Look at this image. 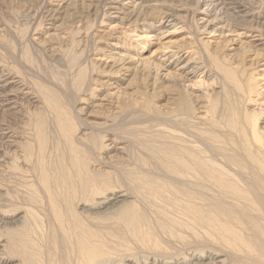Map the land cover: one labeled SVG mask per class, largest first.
I'll use <instances>...</instances> for the list:
<instances>
[{"label":"bare ground","instance_id":"obj_1","mask_svg":"<svg viewBox=\"0 0 264 264\" xmlns=\"http://www.w3.org/2000/svg\"><path fill=\"white\" fill-rule=\"evenodd\" d=\"M58 1L42 16L52 28L40 33L51 39L40 44L53 57L69 43L82 48L83 34L102 11L100 0ZM173 3L106 0L103 19L115 12L118 25L135 32L149 30L146 37H167L170 27L188 19L190 35L183 44L164 47L154 60L160 48L147 61L119 50L107 57L110 60L96 57L89 62L91 72L109 76L106 81L94 80L115 89L99 105L92 102V107L109 104V109L120 107L129 116L148 117L154 130L148 140L135 137L137 132L132 136V130L125 133L127 137L121 131L122 135L111 134L104 140L105 132H99L107 129L109 121L93 118L80 120L88 127L77 135L84 122L78 125L74 108L62 112L36 83L37 95L26 90L22 72L12 73L14 67L3 72V111L19 106L15 91L46 108L42 107L45 113L38 110L34 122L35 143L22 150L19 141L7 139L18 148L16 159L24 167L18 174L27 184L16 194L26 192L27 198L10 196L0 183V264H264V84L259 83L264 79V15L255 10L256 0ZM64 29H72L70 39L58 32ZM208 31L219 34L222 43L237 46L214 49L211 39L201 37ZM202 54L208 65L200 60ZM79 58L73 55V64H80ZM84 62L76 66L77 78L71 85L76 96L83 93L89 73ZM199 73L217 86L192 88L188 82ZM132 93H140L141 102L132 103ZM253 98L260 102L251 108ZM159 100L167 107L161 108ZM80 109L84 111L79 107V113ZM85 110L91 116V109ZM5 123L9 122H0ZM48 123L56 127L62 148L55 144L49 151ZM5 127L0 125V136L13 138ZM134 137L144 158L127 154L129 146H137L133 140L130 145ZM102 149L107 153L96 155ZM7 163L1 166L8 168Z\"/></svg>","mask_w":264,"mask_h":264},{"label":"rangeland","instance_id":"obj_2","mask_svg":"<svg viewBox=\"0 0 264 264\" xmlns=\"http://www.w3.org/2000/svg\"><path fill=\"white\" fill-rule=\"evenodd\" d=\"M36 1H37V3H36ZM195 1H197V0H173V2H174L173 4L182 5V6L186 5L187 6L190 4H194ZM9 2H10V4H9ZM58 2H59L58 0H33L31 2L32 3L31 4L27 0L26 3H30V4H27L28 5L27 6L26 4L21 5L20 3L14 2V0H7L6 3L2 2L3 4L2 5L0 4V27L2 26L0 28V77L2 76L4 71L6 72V70L11 71L13 69L14 70L16 69L14 72L12 71V73H14V74H16L15 72H18V73L22 72L20 74V76L21 77H22V75L24 76V79H25L24 82H26V86L28 87V88H26V90H31V91H33L34 94L36 93V95H37L38 92H37V90H35L36 86L34 85L36 83L51 98H54L56 100V105L58 106V108L62 112L65 113L66 111L71 110V108H74V113L78 114V118H79L77 120L78 125L85 121V120L80 121L82 119H87V121H88V119H89V121H91L92 120L91 118L102 119V120L107 119L106 121L107 122L109 121L108 122L109 125H108L107 129L103 132H99L102 134H104V132H105L106 136L104 135L105 136L104 140H106L108 137H111V134L122 135L121 133H123V132H124L123 133L124 135H122V136L127 137V135L130 133L129 131H131V130H132L131 131L132 136L134 134H136V132H137V134L139 136L134 135L135 137H139V139H141L140 137H144L145 140L150 139V137L153 136L152 134H154V130H153V128H151L153 123H151L152 121L149 122L148 117L141 116L144 119V120L143 119L141 120L140 116H136V115L133 116L132 115L133 116L132 117V116H129V114L128 115L125 114V111H122V109H120V107L115 109L114 108L115 106H114L113 108L110 107V109H109V104L106 106H103L101 108L96 106V105H99L101 103L100 99H103L102 97L108 96L109 93L114 92L115 89L113 88V86L110 87L107 85L108 86L107 87L104 84L100 85L99 82H98L99 83L98 84L97 81H95V80H98V81L105 80L106 81L107 78L109 79V76L108 77L104 76V75L102 76L99 73L91 72V70H93V69L91 66L92 63L89 64L90 58H96L97 57L99 59L106 60L107 57L114 55V53L119 51V50L120 51L122 50L125 52H129L133 55H136V57H138L139 59H142L143 61H147L149 59V57L153 54V52L160 48V51L155 53V56L153 57V60H154V59H156L157 54L159 56L164 52V50L166 48L165 49H163V48L166 47L167 45L172 46V45L183 44L188 39L187 37L190 35L188 32H190V28H191L190 23H188L189 19L185 22V24H184L185 26L182 24H180V25L178 24L175 27H170L169 28L170 33H168L170 35H167V37L159 36L158 38H160V39L146 37L148 34L151 33L149 30L148 31H136L135 32V31H133L134 30L133 27L118 25L117 24L118 19H117V17H115L117 13H115V12L112 14V16L103 19L102 15L104 12L103 10L105 8L104 5L106 3V0H100L99 11L102 10L101 11L102 13L98 12L99 14H98L97 18H95L97 23H96V21L94 22V24L92 23L93 26L91 24L89 26V28L86 29L85 33L83 34V36L86 37L84 46L82 48H80L79 45H73L72 47H70L71 45L69 43L68 47H64L66 49V51H65V49H61L60 53H62L63 50H64V52L60 55H58L56 53V55L53 57V56H49V54L46 53V51L42 47L43 45L40 44L44 41H45V43H48V40L49 41L51 40L50 38H48L49 37L48 35H45V34L41 35V34L44 33L46 30H49L50 28H52L49 24L50 21L46 20L47 22L43 23L42 16L44 15V11L46 10L45 9L46 7H48L49 5H53V4L55 5ZM256 4H257L256 5L257 8L255 10L264 15V12H263L264 11V0L263 1L262 0H259V1L256 0ZM32 5H34V6H32ZM18 6H19V8H18ZM30 11H33V12H30ZM39 22L41 24H39ZM58 24H59V22H58ZM58 24L56 23V25H58ZM188 24H189V26H188ZM79 25L81 27L82 24H79ZM82 29H84V28H82ZM174 29H177V30L174 31ZM51 31H48V32L53 33V30H51ZM59 31L62 32L64 37L66 36L67 39H70V36H68V35H71L72 29L58 30V32ZM87 31H89V32H87ZM144 34H146V36ZM201 37H203L205 40L211 39V41L214 42V44H212V46H214V49H217V50H219L223 46H225L227 49H230V48H233L234 46H237V44H235L233 42H230L227 44L222 43V38L220 37V35L214 34V33L211 34L210 31H208L206 34H203ZM34 38H35V40H34ZM243 40H248V39L243 38ZM80 51H82V52H80ZM238 51H239L238 49L234 50V52H236V53ZM228 52L229 51H226V53H228ZM76 53L80 56L79 60L82 59L79 61L80 64L85 63L84 61H86V63L88 62L87 63L89 65L88 66V72L89 73L91 72L90 75L88 73L87 78H86V82L83 85V89H82L83 93L81 92V94H78L79 96L81 95L80 97L76 96L77 94H76V90L74 92V89H75L74 86L72 87L73 91L71 90V85L73 84L72 82L75 81V79L77 78L76 70L78 68H76V66L79 67V65H80L79 63H74L75 65L73 64V55H75ZM187 54H189V53H187ZM191 55H195V53L192 52ZM206 57H207L206 55L202 54V58L200 60H202V62H204L206 65H208L209 61H208V59H205ZM107 60H110V58H107ZM130 64L131 63L129 62L128 65H130ZM6 67H8V68H6ZM10 67H12V68L14 67V68L12 69ZM206 69H209V68L206 67ZM95 76H97V77H95ZM98 76H100V77H98ZM262 76H264L263 72H262ZM100 78H102V79L100 80ZM257 78H259V77H257ZM89 79H91V80H89ZM26 80L27 81L31 80L32 82L30 81V83H32V84H30V83L28 84L29 81L27 82ZM92 81H93V83H91ZM90 83H91V85H89ZM259 83L263 85L264 79L260 80ZM188 84L192 88H194L195 90H198V89L203 90L204 86H206V87L217 86L216 81H214L212 78L208 79L206 76H204L201 73L192 76L191 81L188 82ZM30 85L31 86L33 85L34 87L33 86L31 87ZM136 85L137 84H135L134 87ZM85 86L86 87L90 86L89 87L90 90L87 87L88 92L86 91ZM91 86L94 88V91L91 90ZM123 86H126V83L123 84ZM133 90L135 91L136 89H133ZM89 91L90 92L92 91V93H90ZM14 94L17 97V98L15 97L14 99L18 101V104L20 107L18 106L15 111L14 110L3 111V109H1V107H0V122H7V121L9 122V123L0 124V125L6 126L5 128L10 130V132L14 135L13 138L12 137L10 138L7 136H6L7 138L5 136H0V142H1L0 143V166L2 165V162L8 161L7 167L8 168L11 167V170L8 168L2 167V166H1L2 168L0 167V180H1L0 183L3 185V187L7 191L10 190V191H8L10 196H15V197L18 196L19 197V195L26 196L24 194L26 192H24L23 194H18V195L16 194L22 186L27 185L25 182H23L24 179L19 175L21 169L24 167H23L22 163L20 161H17V159H16V156H17L16 152L18 151L17 146L15 149V146H13V144L11 146V144L8 140L12 139L16 142L19 141L17 143L20 146L19 148H21L22 150H24L25 147L27 148V145H32V143H35V139H34V134H35V125L34 124L35 123L34 122L37 118L38 112H40L38 110L43 109V110H41V112L45 113L44 108H46V107H44L42 104H39V102H33L32 99H30L29 97H26L21 92L15 91ZM132 94H133L132 100H131L132 103L141 102L140 99L142 98V95L140 93H132ZM15 95H12V97H14ZM134 96H136V98L139 97V98H137L139 100L137 101V99ZM140 96H141V98H140ZM19 97H21L20 98L21 100H19ZM78 97L81 99L83 98L84 102L81 101V99H79ZM112 98H113V100H116V97H114V95L112 96ZM74 99L75 100L77 99V103H76V101H74ZM134 99H136V101ZM255 99L256 98H253L251 103L248 105L249 107L254 108L256 106V104H259L260 101H257ZM133 100H134V102H133ZM78 101L80 104L78 103ZM92 102L93 103L95 102L94 104H96L95 105L96 107H92V104H93ZM164 104H166V101H160L159 100V105H162L161 108L167 107ZM40 106H41V108H39ZM87 106L89 107V109L86 108ZM42 107H44V108H42ZM79 107L83 108L84 111H82L80 109V113H79V111H78ZM103 108H105V109H103ZM36 109H37V111H36ZM85 109H87V110L91 109L90 110L91 112L89 111L91 113V116L85 115V113H84V112H86ZM21 110L24 113L20 112ZM117 110H119L120 112H118ZM76 112H78V113H76ZM46 113H49V112L46 111ZM83 113H84V115H83ZM121 114H123V115L121 116ZM81 116H83V117H81ZM118 116H119V118H117ZM106 117H110V118H106ZM28 118L29 119L31 118V120H29ZM114 119H115V121L112 122ZM146 121H147V123H146ZM122 122H124V123H122ZM134 122H136V123H134ZM85 123L86 122L82 123V125H81L82 127L80 126L79 128H77V130H78L77 135L81 134L80 132H84L85 129L88 127V124H86V126H83V124H85ZM132 123H133V125H132ZM142 123H145V124H142ZM25 124L28 127H26ZM51 124L48 123V128H49L48 135L50 134L49 136H51L50 137L51 138V144H49V151L51 150V148H53L56 145L60 146V143L62 145L61 148L63 147V143H62L63 141L61 140L59 133L56 130V127L55 126L52 127L53 124L52 125ZM119 124L121 127L119 126ZM114 125L117 127H115ZM54 127H55V129H53ZM82 128H84V129H82ZM123 128L125 131L123 130ZM80 129H81V131H80ZM54 130H55V132H54ZM109 131H110V133H109ZM121 131H123V132H121ZM139 131L142 133H139ZM147 131L149 133H147ZM16 132H18L19 134ZM151 132H152V134H151ZM52 134H54V135H52ZM140 134L141 135L144 134V135L140 136ZM148 134H150V135L148 136ZM54 136H56V137H54ZM128 137H130V136H128ZM135 137L133 139L130 138V141L131 140L135 141V143L133 141H131L130 145L133 143L135 145L139 144V143L136 144V141H138V140H136ZM26 138H29L28 141L26 140ZM144 139H141V141ZM20 140H21V142H20ZM26 141H27V143H26ZM55 141H57V142L55 143ZM7 142L9 144H7ZM105 142L109 143L108 140ZM4 146H5V148H4ZM131 147L133 150L131 149ZM140 147L141 146H139V145L129 146V148H128L129 152L127 154L129 156L133 155L132 156L133 158H135V157L144 158L145 157V153L143 152L144 150L142 147L141 148ZM9 152H10V154H8ZM104 152L107 153L106 149H102V151L101 150L96 151V155H99V153L104 154ZM54 155H55V152L53 153L52 158L54 157V159H56V156H54ZM134 155H136V156H134ZM12 158L14 161L12 160ZM92 165H94L93 162L91 163V166ZM96 165H99V164H96ZM32 166H33V164L31 165V167ZM18 169H19V171H18ZM1 171H2V173H1ZM7 173L9 176L7 175ZM10 175H12V176H10ZM3 176H4V178H3ZM19 177L22 181L19 179ZM1 178H3V179H1ZM6 182H7V184H6ZM12 184L14 187L11 186ZM18 184L21 186H19ZM8 185L11 187V189L8 187ZM26 198H27V196L24 197L23 200H26Z\"/></svg>","mask_w":264,"mask_h":264}]
</instances>
